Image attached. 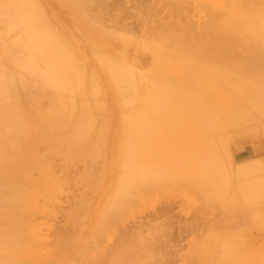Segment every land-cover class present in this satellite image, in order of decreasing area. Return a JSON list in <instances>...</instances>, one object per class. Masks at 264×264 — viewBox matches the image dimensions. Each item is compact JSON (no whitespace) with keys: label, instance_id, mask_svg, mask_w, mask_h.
<instances>
[{"label":"bare ground","instance_id":"1","mask_svg":"<svg viewBox=\"0 0 264 264\" xmlns=\"http://www.w3.org/2000/svg\"><path fill=\"white\" fill-rule=\"evenodd\" d=\"M190 1L205 12L203 21L194 22L189 16L188 10L193 3ZM223 1L167 0L170 5L173 4V11H177L175 13L178 16H183L184 19H180L182 22L171 23L170 20L174 19L172 14L169 15L172 18L168 19L163 12L164 18H167L165 20L170 23L159 22L164 18L156 19L158 25L154 22L155 27L152 26L144 33L140 32L139 27L141 34L135 32L134 35L129 31V25H125L116 14L120 6L117 0H0V264H44L42 254L39 257L41 261L35 258L39 252L35 250L39 240L36 232L38 229L34 227V217L30 216H34L46 203L47 199L42 202L40 197H53L54 192V195L58 194L55 186L60 179L59 176L54 177L53 172L58 161L53 166L48 162L50 159L60 158L61 163L80 161L86 169L88 166V171L84 170V173L87 172V178L84 179L88 182L87 193H92L100 181L103 183L104 179L99 180L100 178L113 177L116 182L114 181L111 197L120 201L119 206L112 208L113 211L125 207L127 202L130 203L135 198L140 187L135 166L138 153L146 143L143 139L144 114L138 111H143L145 107L152 110L156 114L155 121L159 120L170 132L166 131L169 134L167 142L162 141L168 144H165L168 146V150L165 149L168 160L181 169L185 167L191 175L199 172L204 159H216L220 156L215 144L216 132H219L220 142L225 133L232 131L236 138L246 134L249 141L256 144L260 131L264 134V0ZM105 7L111 12V21L105 20L102 10H98ZM134 9L131 12L137 18L143 15L144 19L147 12V16H150V12L152 16L154 14L153 9L150 8L149 12L145 6L139 5ZM147 23L149 24L148 21ZM132 30L136 31L134 28ZM139 83L142 84L140 89ZM139 103H142L141 109ZM234 149L235 156H230L233 159L246 153H254L253 149L249 150L243 143H236ZM256 154L257 157L260 153ZM236 163L231 166L237 173L239 171L246 174L253 169L246 160L245 164L237 167ZM106 186H103L104 190L107 189ZM193 192L195 194L194 190ZM85 196L82 195L81 198ZM86 197L78 206L81 211H75L76 220L75 217L72 218L76 225L79 223L78 219H87V214L82 217L90 207V198ZM78 212L83 215L78 216ZM69 216L72 214L67 219ZM35 217L37 219L36 215ZM223 217L226 219L227 214ZM257 220L255 222H259ZM71 222L70 219L69 223L72 224ZM238 223L241 225L242 221ZM230 224L229 227L232 226ZM235 227L239 226L234 225L233 228ZM72 228L67 230V234L71 237L74 252H78L81 249L80 242H77L79 236H76L79 232L72 231ZM254 229L260 233H254L255 236L249 239L256 242L252 246L246 245L249 249L243 250L246 247L242 240L236 243L240 245L237 247L236 240L226 239V243L221 244L209 264H241L240 259L243 257L245 261L242 264H264V229ZM129 230L133 232L132 229L126 230V233L124 230V235L120 236L129 244V248L124 247V239L118 237L123 243L118 242L122 245L117 244L118 248L113 249L115 253L107 249L110 254L106 252L99 259L94 257L96 261L93 264H152L153 261L156 262L150 260L155 251L160 248L165 251L164 248L170 247L171 240L161 247L163 240L158 242L155 239L156 243L152 241L151 244H157V249L153 246L155 251L153 253L151 249L150 252L147 248L149 245L146 247L144 241L146 239L142 238L138 242L135 229L134 235ZM239 230L238 228L237 231ZM226 232L229 234L228 230ZM240 232L237 233L242 236ZM127 233L132 234L128 235L136 239L138 246L140 242H145L146 249L142 247L143 242L140 246L144 249V254H137L141 251L136 250V243L132 242L134 239L131 241ZM227 233L224 234L226 237ZM233 234L228 236L233 237ZM136 237L141 238L140 234H136ZM126 238L134 245L126 241ZM240 238L237 237L238 241ZM249 240L248 243L251 242ZM160 242L161 245L158 244ZM203 242L208 246L207 241ZM218 245L219 243L215 248ZM213 249L211 253L215 251ZM147 251L153 254L149 256ZM161 251L157 254L161 255ZM155 255L152 259L158 257L156 263L159 264L162 256ZM165 256H169L168 253ZM50 259L56 260L55 257ZM200 259L201 263L205 261L204 258L203 261Z\"/></svg>","mask_w":264,"mask_h":264},{"label":"rangeland","instance_id":"2","mask_svg":"<svg viewBox=\"0 0 264 264\" xmlns=\"http://www.w3.org/2000/svg\"><path fill=\"white\" fill-rule=\"evenodd\" d=\"M117 1H118V4H120V6L118 7V11H116L118 13H116V14H117V16L119 15L118 18L120 17L119 19H121V21H123V23L125 25L126 24L129 26L131 25L130 27H132L136 30V31H134V30H132V28L130 29V27L128 26L129 31L131 30L133 32V34L135 32H137L136 34L140 35L141 33H144L147 30H149L150 28H152V26L156 25L155 23H157V25H158L159 23L156 22L157 21L156 19L161 20L164 18L165 15L167 17H169L168 19H171L172 17L174 18L173 20H170L171 23H172V21H173V23L176 21H178V23L180 21L182 22V20H180V19H181V17L183 18V16L180 17V14L178 16V14H176L178 12L175 10L173 11V9H174V7L172 6L173 4L170 5L168 2H166L167 0H142V1L141 0H117ZM139 1H141V3ZM192 2L193 1H190V3H192ZM143 3H145V5H143ZM161 4H164L165 7ZM168 4L170 7H168ZM139 5L145 6V8H147V11L149 10V12L153 9L152 10L154 12L153 16H152V12L149 13L150 16H147L148 15V12H147L146 17L144 16V19H145L144 20L143 15L140 16L142 18H140V17L137 18L136 14L133 15L134 13L131 11H134L135 10L134 8L139 7ZM155 6H156V8H155ZM167 7H168V10H167ZM191 7L189 8L190 10H188L189 16L191 17V19L197 23L199 21H203L204 20L203 18H205L204 17L205 12L200 11L199 6L197 4H195L194 2L192 3ZM128 8L129 9L133 8V9L129 11ZM150 8H151V10H150ZM171 8H172V11H171ZM191 9H193V11ZM98 10H102V16L105 20L109 21L111 19V12H109L106 7L102 8V9L98 8ZM159 12H160L161 16H160V14H158ZM163 12L165 13V15L163 14ZM194 12H196V13H194ZM170 14H172V17H170L171 16ZM201 16H203V17H201ZM112 18H113V16H112ZM194 18H197V20ZM137 19H138V21H137ZM165 19H167V18L165 17L163 20H161L159 22L162 23V21L163 22L168 21L166 23H170L169 20H165ZM147 21L149 22V24L147 23ZM128 22H130V23H128ZM147 25H149V26H147ZM139 27L141 30L139 29ZM138 30H140L141 33ZM136 34H134V35H136ZM146 66H147V64H146ZM140 88H142V84L139 83V89ZM139 106H141V107H139L141 109L143 107L142 103L141 104L139 103ZM138 112H141L142 114H144L143 115V117H144L143 126L145 127V137L143 139H145L146 143H144L145 144L144 149L139 152L141 154L138 153L137 160L139 162L137 161V165L135 166V168L138 172V181H139L140 187H138L139 190L137 189V191H136L135 198H133V200L130 203L127 202V205L125 206L126 208L121 207L122 210L123 209H125V210H123V211L121 209H118L116 211L112 210L113 207L119 206V202H120V201L116 200L114 197H111V194L113 191L112 187L114 188V185H115V183H114L115 179L113 177L100 178L99 180L104 179L103 183L100 181L101 183L99 182L98 186L95 185V187H94L95 189L91 186L92 190L94 189V191L92 193H87L89 191L88 189H86V187H88V184H87L88 182L86 180H84L87 178V174H86L87 173L86 171H88L87 165H86L87 166V169H86L85 165L83 167L84 163H82L80 161H73L72 163L68 162L69 164L67 162L65 163V161H64V162H62V163H64L62 166L61 161H59L60 158L58 160L55 158H54L55 160H53V159L49 160L48 159L49 160L48 162H50L49 164L53 165V166L58 161L57 165L54 167L52 166V167L54 168L53 169L54 177L59 176V178L58 177L57 178L60 179V181L57 182V180H56V182L57 183L60 182V183L58 184L59 188L57 187V183L55 186L56 193H58V194L54 195L55 192H54V194L52 193L54 199H52L53 197L52 196L50 197V195H49V197H40V200H42V202H45V199H47V201H48V199H50V200L48 202L46 201V203L43 205V208H41L42 211L39 210V211H36L34 213L37 216V219H36L34 214H33L34 216H30L32 218L34 217L33 220H32V218H31V220L33 221L34 225H35V223L37 225V226L36 225L34 226L35 229H38L36 232L38 234L37 238L39 240H38V244L35 246V250L39 251L40 254L38 252L39 255L37 254L38 256L37 255L35 256L36 259L39 258L40 255L42 254V256H44V264H49V263L50 264H56V263L57 264H90V263L93 264V262L95 263V261H96L95 260L96 258L94 259V257H98V259H99V256H101L102 254L104 256V253H106V252H107L106 254H110V253H108L110 250L113 251L112 253H115L114 252L115 250H113V249L118 248L117 244H119V246H121L122 244L120 245V243L125 242V239L120 237V236H123L124 235L123 231L125 230L124 232L126 233V230L128 231V229H132L133 232L135 229V232H134L135 238H138L137 239L138 242L140 241V239L143 240L142 238L146 239V240H144L147 244L146 247L149 245V247H147L149 250L148 249L147 250L150 252L153 251V253H154L155 249H157L156 248L157 244H155V245H153L154 243L151 244L152 241L156 243L155 239H157L158 242L163 240L162 245H161V242L158 243L161 245V247H163V245H165L164 243H166V241L171 240V241H169V242H171V243H169L170 247L164 246V247H166L164 249H166L165 251H167L169 256H165V254L167 255V253L164 250H162V251H164V252H162L161 248L159 251H155L156 254H157V252L161 251V255L159 253L160 257L164 253L163 254L164 258H163V256L161 258L163 260L166 259V261L164 260L166 262V264H205V263L209 264L210 263L209 260L212 259V257L214 255H216L215 253H217L221 244L223 245L226 243V239H227V241H228V239L236 240L235 244L237 242L244 241L246 249H243V250L249 249L246 245L252 246L253 244L256 243L254 241V239H251V240H249V239L253 238V236H255L254 233H257V234L260 233V232L258 233V231L254 228L258 227V230L264 229V216H263L264 215V189H263L264 183H262V182H264V172H263L264 171V153H263V151H264V140H263L264 134L262 133L263 131H260V135H259L260 137H259L258 141H256V144L249 141V139H248L249 136L246 134L240 135L236 138L235 137L236 134H233L232 131L229 132L228 134L225 133V137L220 142L218 139V137H220V135H218L219 132H216L217 134L214 133L215 137H217V139L215 138V140L217 141V143H215L216 149H218V151L220 153L219 157L221 159L219 157L216 159H208V160L204 159L205 160V161L203 160L204 164L200 163L202 161L197 162V163L201 164L200 170L196 175H193V174L191 175L188 172V170L185 169V167L181 169L180 167L176 166L175 163L168 160V156H167L168 155V152H167L168 146L166 147V145H168V144L166 142H167V139L169 138L168 133H170V132L167 131L168 129L166 127H164L163 124L161 125L159 120H158V122L155 121L156 114H154V112L152 110H148L147 107H145V109L143 111H138ZM160 126H163V127H160ZM155 128H158V130ZM155 137H156V139H155ZM162 137H163V140H162ZM164 140L166 142H162ZM159 142H161V143H159ZM236 143H239V144L243 143L249 150L253 149L255 154L257 152H258L257 154L260 153L259 154L260 156L258 155L259 157L258 156L256 157L255 154L252 152L251 155H249V153H246L242 156H238L237 159H236V157H234L235 159L231 158V157L235 156L233 153L235 151L234 146ZM260 145H261V149H260ZM257 146H258V148H257ZM161 149H163V150H161ZM165 149H167V150H165ZM256 149H257V151H256ZM229 152H230V154H229ZM261 152H262V154H261ZM252 154H254V157H255L254 159L252 158V156H253ZM216 160H218V161H216ZM245 160H246V162H250L251 166H253L252 170L246 172V174L240 173L239 171L237 173L235 168H234L235 170H232V168H233L232 166H234L232 164H235L237 162L236 164H238V165H235V167H237L241 164H245L244 163ZM54 161H56V162H54ZM209 161H210V163H209ZM233 161H236V162L233 163ZM73 163H74V165H73ZM173 164H175V165H173ZM166 165H167V167H166ZM212 167H214V168H212ZM66 169H68V170L65 171ZM85 169H86V171H85L86 173H84ZM234 171H236V172H234ZM55 172L57 175H55ZM204 173H205V175H204ZM209 173H210V175H209ZM211 173H213V174H211ZM239 173H240V175H239ZM189 174H190V176H189ZM36 175L38 177V174H35V176ZM82 175H84L85 177L83 176L84 177L83 178ZM234 175H235V177H234ZM37 177H35V178H37ZM108 179H110V180H108ZM198 179H200L201 181L199 182ZM107 181H109V183ZM229 181H230V183H228ZM83 183H84V185H82ZM186 183H187V185H186ZM210 183H212V184H210ZM106 184H107V186H106ZM99 186H101V187H99ZM103 186H106L107 189L104 190ZM191 190H192V192H191ZM193 190L195 191L196 195L194 194ZM96 193H98V194H96ZM87 194H88V197H86ZM82 195L83 196L86 195L85 196L86 198H90V201L88 203V205L90 207L88 206L89 208L87 210L88 213L84 212L83 213L84 215L81 213L79 214V212L81 210L78 207L81 205L80 203H82V201L85 198V197L81 198ZM55 196H57V198ZM256 196H257V198H256ZM217 197H218V199H216ZM113 199L115 200V202ZM216 201L220 205L215 203ZM226 201H227V203H226ZM73 202H75V203H73ZM221 202H222V204H221ZM48 204H50L51 206L49 207ZM70 204L72 206H70ZM94 204L96 206H93ZM221 205L224 207H222ZM102 206H104V207H102ZM93 207H95V208L93 209ZM203 207H205V209H202ZM218 207L220 208V210ZM235 207H237L238 210ZM224 208H226V210H224ZM221 210H223V212H221ZM71 211H73V212H71ZM75 211L76 212L79 211L78 216L83 215L82 217H84L87 214V216H85V219L86 218L87 219L86 220H83L84 218L78 219L77 222H79V223L76 225V223L73 222V220H72V218H74V217H75L74 220H76L77 215L75 216ZM100 211H101V213H100ZM111 211H112V213H110ZM246 212L248 214H246ZM250 212H251V214H250ZM37 213L38 214L40 213V214L38 215ZM70 213L72 214V216H69L70 218L68 217L69 219H67V216ZM111 214H113V216ZM226 214H227V217L232 216L233 220L231 218L227 219V217H226V219H227L226 220L223 217V216H226ZM236 214L239 216V218ZM104 215H106V217H104ZM251 215L252 216L254 215V216L252 217ZM259 215L262 218V220H257L260 218ZM48 216H50V217H48ZM195 216L196 217L198 216V217L196 218ZM200 216H202V218ZM70 219H71V221H72L71 223L73 225L69 223ZM195 219L197 220V222H195L196 221ZM246 219H247V222H246ZM80 220H82V222ZM102 220H103V222H102ZM105 220H106V222H104ZM256 220L259 221L260 223L255 222ZM224 221H226V222L223 223ZM238 221H240V222L242 221V224L239 225ZM261 221H263V223H261ZM80 222L82 223V225H80ZM203 222L206 224H203ZM235 222H237V223L235 224ZM194 223L196 225H194ZM197 223L199 224V227H198ZM230 223H232V224H230ZM252 223L253 224L255 223L256 226L254 227L255 224L253 225ZM192 224H193V228H192ZM224 224L226 226H224ZM229 224L232 226L229 227ZM250 224H252V225H250ZM222 225L226 228L224 229V227H222ZM234 225L239 226V227L233 228ZM77 226L80 228V229L78 228L80 231H78ZM128 226H130V227L128 228ZM145 226H146V228H145ZM182 226H183V228L181 229ZM251 226L254 228H252ZM261 226H263V227H261ZM137 227H138V230H137ZM71 228H72V231L75 230V232L77 231L76 233L79 232L78 233L79 235H76V236H79V238H77V242H80L79 245L81 246V249L78 250V252L77 251L74 252V249L70 243L71 237L69 238V235L67 234V233H69L68 231H70ZM232 228L234 230H232ZM238 228L240 229L239 231H237ZM248 228H249V231H248ZM243 229H245L246 231ZM173 230H174V232H173ZM225 230L226 231L228 230L229 234ZM129 231L131 233H133L131 230H129ZM151 231H153V232H151ZM232 231H233V233L234 232L235 233L233 234ZM236 231L237 232L241 231L240 233H242V236H240V234H238ZM253 231H255V232H253ZM120 232H121V234H120ZM181 232L183 234H181ZM230 232H231V234H230ZM247 232H251V233H247ZM134 233H133V235H134ZM226 233L228 235L233 234V237L228 236V235L226 237L225 236ZM236 233H237V235H239L241 237L240 238L239 236L236 235L238 238H240L239 239L240 241H238L237 237L235 236ZM128 234L130 236L132 235L130 233H127V235ZM136 234H140L141 238L136 237ZM151 234H154V235H151ZM115 235H116V237H115ZM129 235H128V238L130 237ZM181 236L184 237V239ZM200 236H201V238H203L202 241H201ZM215 236H216V238H215ZM118 237L122 238L121 240L124 239V241L120 242L121 240L119 241ZM234 238H236V239H234ZM132 239H134L133 236L130 237L131 241H132ZM198 239H200V240H198ZM130 240L126 238V241H130ZM248 240H249V242L251 241L250 242L251 244L248 243ZM134 241H135V243L137 242L136 239H134L132 242L134 243ZM174 241H175V244H174ZM176 241H177V243H176ZM203 241H207L208 246H207V243L205 242V244H204ZM42 242H43V244H42ZM118 242H120V243H118ZM130 242H128V243H130ZM132 242H131V244H133ZM142 242H140L141 244L140 243H138V244H140V246H142L143 245ZM145 242H143L144 243V245L142 246L143 248H145L144 247ZM218 243H219V245L215 248V245H217ZM259 243L260 242L258 241L257 244H259ZM115 244H116V246H115ZM126 244H127L126 242L123 243V246L129 248V244H127L128 246H126ZM167 244L168 243H166V245ZM177 244H178V246H177ZM240 244H242V243H240ZM110 245H112V246H110ZM135 245L137 247H140L137 245V243ZM150 245H151V247H150ZM203 245H205V246L203 247ZM236 245L238 247L239 243ZM153 246H155L154 250H153ZM137 247H136V250H138L139 252L141 251V253H137L138 255L139 254L142 255L145 253V252L142 253V249H143L142 247H140L141 250H140V248L137 249ZM212 248H214L213 251L215 250L216 252L214 251L213 253H211ZM240 248L241 247H239V249ZM243 248H244V246H243ZM107 249L109 251H106ZM151 249H152V251H151ZM168 249H170V250H168ZM175 249H176V251H175ZM179 249L181 252L178 251ZM54 251H55V253H54ZM148 251H147V253L149 254V256L151 254H153V253H149ZM243 252H241V253H243ZM155 253L152 255L150 260H155L157 262L156 259L158 257H156V256L158 254L155 255ZM96 254L98 256H95ZM206 254H208L207 257L210 255L209 258H207L205 256ZM47 255H48V257H47ZM154 255H155L156 259H152ZM45 256L47 258H45ZM144 256H142V258ZM201 256H205V257L201 258ZM50 257H55L56 260H52V259H50ZM102 257H100V259ZM139 257H141V256H139ZM241 257H243V256H241ZM161 258H159V259H161ZM168 258H170V259L168 260ZM203 258H204V260H205V258H207V260L203 261ZM93 259H94V261H93ZM162 259H161L160 263L163 262ZM199 259L202 260L203 263H201V261H199ZM238 259H240V256ZM240 260H242V263H243V261H245L244 257ZM38 261H41L40 258ZM153 262H152V264L156 263V262H154V263ZM165 262H163L162 264H165ZM237 262H238V260H237ZM238 263L240 264V262H238ZM244 263L246 264V262H244ZM141 264H143V262ZM156 264H158V263H156Z\"/></svg>","mask_w":264,"mask_h":264}]
</instances>
